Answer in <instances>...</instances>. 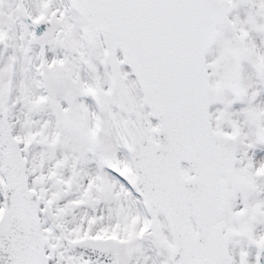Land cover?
<instances>
[{"label":"snow or ice","instance_id":"1","mask_svg":"<svg viewBox=\"0 0 264 264\" xmlns=\"http://www.w3.org/2000/svg\"><path fill=\"white\" fill-rule=\"evenodd\" d=\"M0 264H264V0H0Z\"/></svg>","mask_w":264,"mask_h":264}]
</instances>
